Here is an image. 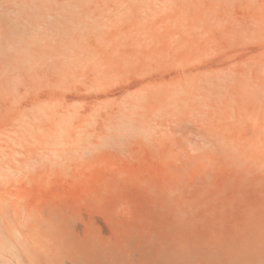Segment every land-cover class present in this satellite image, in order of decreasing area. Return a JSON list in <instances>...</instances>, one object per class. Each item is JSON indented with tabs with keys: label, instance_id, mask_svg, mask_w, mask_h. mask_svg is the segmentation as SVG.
<instances>
[{
	"label": "bare ground",
	"instance_id": "6f19581e",
	"mask_svg": "<svg viewBox=\"0 0 264 264\" xmlns=\"http://www.w3.org/2000/svg\"><path fill=\"white\" fill-rule=\"evenodd\" d=\"M142 27L67 39L36 88L23 67L15 85L0 74V264H187L190 230L217 209L207 198L235 199L259 164L255 151L219 149L216 134L190 125L221 60L152 64L160 46L132 33ZM193 45L175 43L173 55ZM45 105L47 133L25 134ZM262 227H248L245 244L258 249Z\"/></svg>",
	"mask_w": 264,
	"mask_h": 264
},
{
	"label": "rangeland",
	"instance_id": "374dc122",
	"mask_svg": "<svg viewBox=\"0 0 264 264\" xmlns=\"http://www.w3.org/2000/svg\"><path fill=\"white\" fill-rule=\"evenodd\" d=\"M110 23L143 26L132 33L160 46L152 64L221 60L215 93L206 96L205 112L190 113V125L199 120L201 134H216L219 149L255 151L259 164L248 172L235 199L232 192L207 198L217 209L212 218L190 230L197 250L191 245L187 264H264V212H260L264 210V0H0V74L12 75L15 85L23 67L32 77L29 85L41 86L46 71L55 70L68 51L67 39L95 37L96 29ZM191 40L195 44L191 49L173 55L175 43ZM122 76L115 74L106 81L116 82ZM45 107L49 108L32 110L35 125L25 123V134L47 133L50 115ZM59 133L57 126L55 134ZM258 214L261 219H254ZM257 224L263 225L260 233L253 234L262 235L258 249L243 241L247 228Z\"/></svg>",
	"mask_w": 264,
	"mask_h": 264
}]
</instances>
